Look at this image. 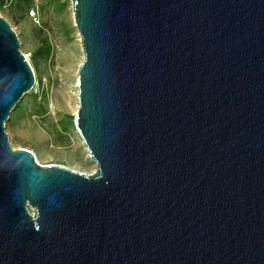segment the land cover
I'll return each instance as SVG.
<instances>
[{
  "label": "water",
  "instance_id": "obj_1",
  "mask_svg": "<svg viewBox=\"0 0 264 264\" xmlns=\"http://www.w3.org/2000/svg\"><path fill=\"white\" fill-rule=\"evenodd\" d=\"M93 173L14 150L35 74L0 15V264H264V0H70Z\"/></svg>",
  "mask_w": 264,
  "mask_h": 264
},
{
  "label": "rangeland",
  "instance_id": "obj_2",
  "mask_svg": "<svg viewBox=\"0 0 264 264\" xmlns=\"http://www.w3.org/2000/svg\"><path fill=\"white\" fill-rule=\"evenodd\" d=\"M0 15L17 34L35 74L34 90L4 122L11 147L28 149L41 165L95 172L74 124L83 52L70 0H0Z\"/></svg>",
  "mask_w": 264,
  "mask_h": 264
},
{
  "label": "bare ground",
  "instance_id": "obj_3",
  "mask_svg": "<svg viewBox=\"0 0 264 264\" xmlns=\"http://www.w3.org/2000/svg\"><path fill=\"white\" fill-rule=\"evenodd\" d=\"M76 76H77V74H76ZM77 108H78V105H77L76 108H75V112H76ZM88 159H89V160H92V159H90V156H88ZM92 173H93V172H92Z\"/></svg>",
  "mask_w": 264,
  "mask_h": 264
},
{
  "label": "built area",
  "instance_id": "obj_4",
  "mask_svg": "<svg viewBox=\"0 0 264 264\" xmlns=\"http://www.w3.org/2000/svg\"><path fill=\"white\" fill-rule=\"evenodd\" d=\"M32 15L34 16L35 15V13L32 11ZM26 56V55H25ZM26 58L28 59V57L26 56Z\"/></svg>",
  "mask_w": 264,
  "mask_h": 264
}]
</instances>
